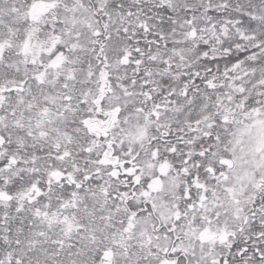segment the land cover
Listing matches in <instances>:
<instances>
[{
	"label": "snow or ice",
	"instance_id": "6c2138e0",
	"mask_svg": "<svg viewBox=\"0 0 264 264\" xmlns=\"http://www.w3.org/2000/svg\"><path fill=\"white\" fill-rule=\"evenodd\" d=\"M0 264H264V0H0Z\"/></svg>",
	"mask_w": 264,
	"mask_h": 264
}]
</instances>
